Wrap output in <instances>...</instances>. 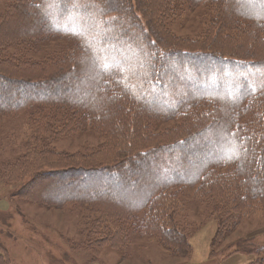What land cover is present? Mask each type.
Listing matches in <instances>:
<instances>
[{
	"label": "trees",
	"instance_id": "obj_1",
	"mask_svg": "<svg viewBox=\"0 0 264 264\" xmlns=\"http://www.w3.org/2000/svg\"><path fill=\"white\" fill-rule=\"evenodd\" d=\"M66 1L56 0L50 15H46V0H16L10 14L6 15L5 20L15 18L12 21L15 29L8 37L11 44L19 41L38 42L47 37L62 36L78 37L77 42L80 45L74 48L71 59H66L69 64L62 65L56 71H52L49 65L52 59L33 63L17 61L26 65L23 68L39 70L37 75L9 69L0 64V114L8 115L26 108L30 110L51 106L62 107L64 111H72L75 114H84L88 122L96 121L101 128L106 126L103 120L111 119L114 125L112 134L120 136V143L110 145L118 146L117 149L122 150L123 154H115L113 156L116 157L112 159L113 156L94 151L91 156L83 157L82 162L59 164L52 169L56 177L51 179L53 183L58 178V186L48 190L43 188L41 196L37 198L43 203L54 205H63L70 201L86 204L97 201L111 202L112 205H117V210L111 214L96 215L98 225L110 219L116 223L117 228L128 224L127 220L132 222L143 219V223L150 230L151 222H154L156 229L152 233H156L154 235L158 236L164 246L167 245L184 257L191 251L184 235L158 219L161 210L158 204L170 190L191 187L195 193H202L203 189L210 188L209 192L203 193L197 201L211 203L213 208L221 206L219 213L224 216L222 224L227 222L229 226L235 225V221L248 210H254L264 204V106L260 107V110L257 109L247 123L237 121L241 115L254 109L248 104L255 98L264 99V14L261 12V5L258 2L251 4L248 0H193L204 1L203 3L208 5L211 1L218 3L214 11L212 36L222 33L221 37L225 34L230 41L244 45L249 50L250 57L243 58L185 48L161 47L159 40L156 43V37L147 33L146 29L139 33H130V28L125 26L121 32L119 29L108 32L114 25L105 22L108 17L105 6L111 5V15L121 14L120 20H126L128 25L136 19L132 16L134 12L128 0H115L112 4L106 3V0H77L74 7L69 6L70 1ZM161 1L163 2L152 6L153 9L144 6L151 20L161 17L167 8L164 2L169 3L172 0ZM181 1L187 7L193 3L190 0ZM233 5L237 7V16L255 24L259 23L258 26L263 29L243 22L239 17L234 26H230L228 17L234 9ZM27 10L30 14H27ZM31 15H34V19L37 18L35 23L26 21ZM2 22L0 18V24ZM20 28L22 30H19ZM4 60L10 61L8 63L16 62L0 55V62ZM99 63L101 68L98 69ZM88 64L92 65L91 69ZM175 66H182L189 71L185 74L190 77L174 73L175 69H172ZM170 72L173 73L172 76ZM207 76L214 78V85H205L203 77ZM109 79L113 81H108ZM177 81L181 83L178 95L172 88L179 84ZM195 83H200L201 86L196 87ZM139 87L141 91H138ZM200 94L206 95V99H216L213 102L203 101ZM205 102L210 103L212 107L200 111L199 115H193L192 110L199 105H205ZM154 110L158 111V118H173L179 113L185 117L189 112L188 125L195 127V130L187 136L169 142L167 146L159 144L152 150L147 148L137 151L125 140L145 137V133L142 135L141 131L146 127L142 128L141 121ZM204 139L208 140L207 146L206 143H202L201 147L197 146ZM212 144L222 148V153H201L200 150L208 151ZM189 145L197 149L191 154L186 152L189 157L187 159L185 154L180 155V151H188ZM164 149L172 156L164 159L165 167L182 158L174 163L176 166L178 163L183 165L178 171L167 176L160 173L150 176L146 174V177L142 178L145 182L140 184L137 181L134 193L127 195L123 200L112 194L115 188L112 184H118L115 178L121 174L120 169L125 163L123 171L131 170L134 167L133 160L139 159L141 153L147 154L149 162L161 160ZM178 153L179 155H176ZM233 156H238V159H230ZM223 159L224 163H217L215 167L229 168L228 179L222 182L213 172L206 171L204 176L208 178L203 176L194 184L204 169H210L209 164ZM140 161L141 159L137 163L134 162L135 166H138L136 164ZM97 176H109L106 182L104 181V186H100L102 189L93 188L92 180L88 181L92 186L84 189H81L80 185L77 189H65L61 186V177H76L77 184H80L85 178ZM221 179H225V176ZM23 186L16 194L22 192ZM51 189L56 190L53 195ZM153 194L155 198L150 199ZM168 194L170 198H174L178 192ZM205 198L210 201H204ZM143 208L145 210L142 212L130 214ZM121 221L123 224H120ZM128 227L129 229L117 230L120 235L114 232L115 228L103 232L107 233V238L121 241L128 234L136 232L132 224H128ZM93 231L100 230L96 226ZM128 239L129 237L126 238ZM250 246L252 250L246 252L241 251L238 244L235 246L238 252L234 248V254H229L231 252L228 251L226 256L235 255V252L247 255L250 253L258 258L255 257L249 264H264V245L260 253L256 247Z\"/></svg>",
	"mask_w": 264,
	"mask_h": 264
},
{
	"label": "rangeland",
	"instance_id": "obj_2",
	"mask_svg": "<svg viewBox=\"0 0 264 264\" xmlns=\"http://www.w3.org/2000/svg\"><path fill=\"white\" fill-rule=\"evenodd\" d=\"M69 1V6L73 7L77 2V0H67L66 3ZM112 1L115 0H106L105 2L112 4ZM128 1L134 12L132 16L136 18L129 25L126 20H120L121 14L111 15L112 11L109 10L111 5L105 6V10L108 11L105 22L114 25V28L108 29V32L115 29H119L121 32L125 26L130 28V33H139L146 29L147 33L156 37V40L154 39L156 43L159 40L158 44L161 47L185 48L243 58L250 57L249 50L244 45L230 41L225 34L223 37H221L222 33L212 36L214 11L218 5L216 1H211L208 5L206 2L203 3L205 0L203 2L190 0L193 2L190 7H187L181 0L164 2L167 4L165 13L152 20L144 6L153 9L152 6L163 1ZM248 1L255 4L252 0ZM15 2L16 0H0V18L3 21L0 24V55L4 58L14 59L16 62L8 63L10 61L4 60L0 64L30 75H37L40 71L34 68H23L26 66L23 64L25 62L33 63L52 59V63L49 64L52 71L58 70L62 65L69 64L66 59H71L74 48L80 45L77 42L78 37L55 36L44 38L45 40L38 42L10 43L8 37L15 29L12 25L15 18L5 19L6 15L8 16L12 11V5ZM179 4L183 6H179ZM233 7L235 10L228 9L230 22H227L230 26H234L239 17L235 13L237 7L234 5ZM26 12L30 14L29 10ZM33 16L31 15V18L26 21L31 20V23H35L37 18L34 19ZM240 19L263 29L258 26L259 23L255 24L252 21ZM116 44L118 45V42ZM88 65V68L91 69L92 65ZM178 66L172 69H175L174 73L182 75L189 73L182 66L180 68ZM97 68H101L100 63ZM195 72L198 73L197 70ZM170 73L172 76L173 73ZM118 76L120 78V75ZM184 77L189 78L190 76L185 74ZM212 78L211 76L203 77L205 85H214V78ZM108 81H113V79ZM121 82H123L122 79ZM178 83L179 81H177ZM179 85L181 83L172 87L176 91V95L180 93ZM195 86L200 87L201 84L195 83ZM138 91H141L140 87ZM200 97L204 99L203 101L208 102H213L216 99H206V95L203 94H200ZM248 105L254 109L241 115L237 120L240 123H247L251 115L264 106V99L257 97ZM210 107L212 105L205 102V105L194 108L192 114L199 115L200 111H206ZM143 119L141 125L143 129L144 126L146 129L141 132L142 135L145 133V137L125 140L137 151L147 148L152 150L159 144L167 146L169 142L187 136L195 130V127L188 125L190 123L189 112L185 117L179 113L173 118L169 116L158 118V111L154 110ZM103 121L106 126L101 128L96 121L88 122L84 114H75L72 111H64L62 107L51 106H40L30 110L26 108L21 112L8 115L0 114V264H249L257 257L250 253L249 255L236 254L238 249L235 246L239 244L241 251L249 252L252 250L250 245H253L257 251L260 250L259 253L261 252L264 245V204H260L254 210H248L239 220L235 221L233 226H229L227 222L222 224L224 216L219 213L221 206L213 208L211 203L197 201L203 193L209 192L210 188L208 187L203 189L202 193H195L190 189L191 187L170 190L158 204L161 206L158 219L180 231L189 244L191 251L187 257L167 245L164 246L158 240V236L154 235L156 233H152L156 229V224L151 222L152 226L149 230L148 226L143 223V219L126 221L136 229V232L128 234L126 237H129L128 240L125 238L116 241V238H107V233L103 231L115 228L117 225L110 219L98 225L96 215L115 212L117 205L114 206L111 202L97 201L86 204L81 201H70L63 205H54L43 203L38 199L43 188L48 190L58 186L56 185L59 181L58 178L53 183H51V179L56 177L52 169H55L59 164L71 165L72 161L82 162L83 157L91 156L94 151L104 153L106 156L123 154L122 150L117 149L118 146L110 145L120 143V136L116 133L112 134L114 125L111 123V119ZM206 142L208 140H201L197 146L201 147V144ZM232 143L237 144L234 141ZM187 148L188 151L187 149L180 151V155L185 154L188 159L187 153L191 154L197 148L193 145H189ZM219 148L213 145L208 151L207 149L202 151L201 148L199 150L202 154L204 152L222 153V148ZM166 151L164 149L161 154L162 159L155 162H149L147 154L141 153L139 159L133 160L134 167L131 170L123 171L125 163L120 169L121 174L115 178L118 184H112L115 185L112 194L123 200L128 197L127 195L134 193L137 181L140 184L145 182L142 178L146 177V174L150 176L160 173L167 176L169 173L178 171L183 165L178 163L176 166L174 163L182 158L176 159L170 166L165 167L164 159L172 157ZM114 157L116 156H113L112 159ZM140 159L139 164H136L138 166H135L134 162L137 163ZM217 163H224V159L209 164L210 169H204L194 184L201 180L206 171L213 172V175L222 182L228 179L229 168L216 169ZM222 176H225V179H221ZM108 177L85 178L80 184H77L76 177H61L60 179H63L61 186L65 189H77L79 185L81 189H84L91 184L93 188L98 189L101 188L100 186H104ZM204 178H208V176H204ZM89 180H92L91 184L88 183ZM22 185H24L22 192L16 194ZM97 191L102 192V190ZM55 192V189L52 190L51 195ZM171 192H178V194L174 198H170L168 193ZM154 198L155 194L150 197V199ZM207 198L204 201H210ZM145 208L130 214L142 212ZM120 224H123L122 221ZM128 224L113 230L120 235L117 230L129 229ZM96 226L100 231H93ZM234 248L237 250L235 255L227 257L228 251L231 252L229 254H234Z\"/></svg>",
	"mask_w": 264,
	"mask_h": 264
},
{
	"label": "snow or ice",
	"instance_id": "obj_3",
	"mask_svg": "<svg viewBox=\"0 0 264 264\" xmlns=\"http://www.w3.org/2000/svg\"><path fill=\"white\" fill-rule=\"evenodd\" d=\"M259 3L261 5V12L264 14V0H253V3ZM56 5V0H47V9L46 15H50V10L53 9ZM230 159H238V156L230 157Z\"/></svg>",
	"mask_w": 264,
	"mask_h": 264
}]
</instances>
